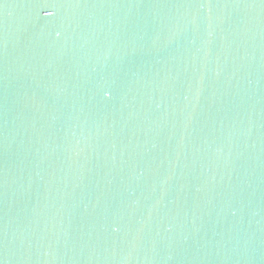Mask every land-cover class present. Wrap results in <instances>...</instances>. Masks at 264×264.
<instances>
[{
  "label": "water",
  "instance_id": "95a60500",
  "mask_svg": "<svg viewBox=\"0 0 264 264\" xmlns=\"http://www.w3.org/2000/svg\"><path fill=\"white\" fill-rule=\"evenodd\" d=\"M0 264H264V0H0Z\"/></svg>",
  "mask_w": 264,
  "mask_h": 264
}]
</instances>
